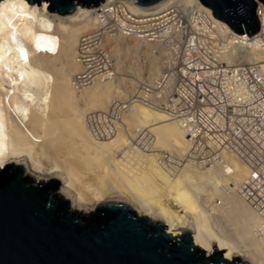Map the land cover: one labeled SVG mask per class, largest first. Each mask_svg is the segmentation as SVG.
Instances as JSON below:
<instances>
[{
  "label": "bare ground",
  "instance_id": "obj_1",
  "mask_svg": "<svg viewBox=\"0 0 264 264\" xmlns=\"http://www.w3.org/2000/svg\"><path fill=\"white\" fill-rule=\"evenodd\" d=\"M91 8L60 15L44 1L0 0V166L15 161L24 175L62 180V193L77 209L126 201L166 223L173 235L189 229L207 254L215 244L226 258L264 264V209L240 196L248 169L237 157L229 155L213 168L200 166L188 158L192 140L186 128L144 105L124 110L112 134L92 132L87 114L107 110L112 98L126 94L124 85L153 76L162 59L153 55L152 43L107 38L116 76L75 87L76 44L95 26ZM246 49V58L264 72V49ZM164 153L175 159V167L166 166Z\"/></svg>",
  "mask_w": 264,
  "mask_h": 264
},
{
  "label": "built area",
  "instance_id": "obj_2",
  "mask_svg": "<svg viewBox=\"0 0 264 264\" xmlns=\"http://www.w3.org/2000/svg\"><path fill=\"white\" fill-rule=\"evenodd\" d=\"M91 13L95 26L80 34L76 44L80 68L73 75L75 87L116 76L107 38L152 43L153 55L162 59L153 76L134 77L124 85L126 94L112 98L107 110L87 114L92 132L112 134L122 112L136 105L163 111L186 128L193 162L213 168L229 155L237 157L248 169L238 186L240 196L264 209V72L259 62L246 58V46L264 49V3L256 6L259 29L250 34L233 30L199 0H159L147 6L136 0H103ZM228 55L234 60L228 61ZM163 155L166 166L177 165Z\"/></svg>",
  "mask_w": 264,
  "mask_h": 264
},
{
  "label": "water",
  "instance_id": "obj_3",
  "mask_svg": "<svg viewBox=\"0 0 264 264\" xmlns=\"http://www.w3.org/2000/svg\"><path fill=\"white\" fill-rule=\"evenodd\" d=\"M27 1L47 2L50 12L65 15L103 0ZM136 1L147 6L159 0ZM199 2L239 33L259 29L256 6L264 0ZM6 164L0 166V264H250L240 256L224 257L225 249L215 244L206 255L189 229L173 235L166 223L139 214L126 201L104 200L89 213L79 211L59 195L52 198L47 184L56 188L59 181L28 178L18 162Z\"/></svg>",
  "mask_w": 264,
  "mask_h": 264
},
{
  "label": "rangeland",
  "instance_id": "obj_4",
  "mask_svg": "<svg viewBox=\"0 0 264 264\" xmlns=\"http://www.w3.org/2000/svg\"><path fill=\"white\" fill-rule=\"evenodd\" d=\"M40 5V4H39ZM81 6V5H80ZM12 162H15V161H12ZM19 166H20V168H21V170L24 172V168L22 167V165H20L19 164ZM26 176L28 177V178H34L32 175H30L29 173L28 174H26ZM92 178V177H91ZM81 179V178H80ZM51 180H56V181H59V185L54 189V191L52 192V193H54V194H56V195H59L60 197H62L64 200H66L68 203H70L71 205H72V200H71V198H69V197H66L65 195H64V193H62V190H61V184H62V180H58V179H56V178H52ZM46 181H50V179L49 180H46ZM102 201H104V200H102ZM101 201V202H102ZM73 206V205H72ZM136 208V207H135ZM77 209V208H76ZM79 211H82V212H85V213H89L90 211H83V210H80V209H78ZM136 210H137V212L139 213V214H142V215H145V214H143V213H141L137 208H136ZM205 252V251H204ZM205 254L206 255H210V254H207L206 252H205ZM234 257H236V256H234Z\"/></svg>",
  "mask_w": 264,
  "mask_h": 264
},
{
  "label": "trees",
  "instance_id": "obj_5",
  "mask_svg": "<svg viewBox=\"0 0 264 264\" xmlns=\"http://www.w3.org/2000/svg\"><path fill=\"white\" fill-rule=\"evenodd\" d=\"M6 166L7 167H9V170L10 171H14V170H16V169H18V167L17 166H15V165H13V164H6ZM50 188H49V192H50V194L52 195V198H56V194H52L51 192H53L54 191V189H55V187H54V183L51 181L50 183H48L47 184ZM52 185V186H51ZM53 190V191H52ZM65 210H67V212L68 213H73V214H75V215H77L78 216V214H76L75 212H70L69 211V209L67 208V207H65ZM79 216H86V215H79ZM87 217V216H86Z\"/></svg>",
  "mask_w": 264,
  "mask_h": 264
}]
</instances>
